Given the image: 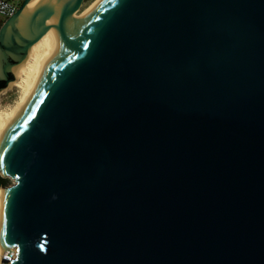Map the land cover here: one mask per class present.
<instances>
[{
  "label": "water",
  "instance_id": "obj_1",
  "mask_svg": "<svg viewBox=\"0 0 264 264\" xmlns=\"http://www.w3.org/2000/svg\"><path fill=\"white\" fill-rule=\"evenodd\" d=\"M30 1L0 92L56 52L0 126L8 264H264V0H100L69 27L84 0Z\"/></svg>",
  "mask_w": 264,
  "mask_h": 264
},
{
  "label": "bare ground",
  "instance_id": "obj_2",
  "mask_svg": "<svg viewBox=\"0 0 264 264\" xmlns=\"http://www.w3.org/2000/svg\"><path fill=\"white\" fill-rule=\"evenodd\" d=\"M40 1L41 0H31L24 10V15L32 13ZM99 1L100 0H93L92 3L83 10H79L72 17L56 22H48L47 25L53 27H69L75 25L84 20ZM22 2L23 1H19V3H17V9ZM55 52V40L53 36L47 32L29 48L26 59L12 69L15 80L8 85V89L13 87L17 88L19 96L16 102L12 106H9L7 110L0 109V126L6 125L10 121L17 107L28 97L40 76L52 61ZM1 192L2 190H0V201ZM5 259H8V250H2L0 247V264H3Z\"/></svg>",
  "mask_w": 264,
  "mask_h": 264
},
{
  "label": "built area",
  "instance_id": "obj_3",
  "mask_svg": "<svg viewBox=\"0 0 264 264\" xmlns=\"http://www.w3.org/2000/svg\"><path fill=\"white\" fill-rule=\"evenodd\" d=\"M19 1L23 0H0V19L5 20L13 15L17 11V3H19ZM3 188L4 186L0 185V190ZM5 250H8V259H5L3 264H8L15 258L16 250L13 248H7Z\"/></svg>",
  "mask_w": 264,
  "mask_h": 264
},
{
  "label": "rangeland",
  "instance_id": "obj_4",
  "mask_svg": "<svg viewBox=\"0 0 264 264\" xmlns=\"http://www.w3.org/2000/svg\"><path fill=\"white\" fill-rule=\"evenodd\" d=\"M92 2L93 0H84L80 10H83L85 7H87ZM18 96H19L18 89L15 87L10 88V89H8L7 87L5 90L1 91L0 92V109L7 110L9 106H12L16 102ZM10 184H11V181L9 182L8 185Z\"/></svg>",
  "mask_w": 264,
  "mask_h": 264
},
{
  "label": "trees",
  "instance_id": "obj_5",
  "mask_svg": "<svg viewBox=\"0 0 264 264\" xmlns=\"http://www.w3.org/2000/svg\"><path fill=\"white\" fill-rule=\"evenodd\" d=\"M3 21H4L3 19H0V26H1V24H2ZM9 182L10 181L8 179L1 178L0 177V185L6 187L9 184Z\"/></svg>",
  "mask_w": 264,
  "mask_h": 264
},
{
  "label": "snow or ice",
  "instance_id": "obj_6",
  "mask_svg": "<svg viewBox=\"0 0 264 264\" xmlns=\"http://www.w3.org/2000/svg\"><path fill=\"white\" fill-rule=\"evenodd\" d=\"M85 47H86V45H85ZM25 123H26V120L24 121ZM16 137L15 136H12L11 137V139H15ZM2 161H3V156H0V169H2V167H3V164H2Z\"/></svg>",
  "mask_w": 264,
  "mask_h": 264
}]
</instances>
